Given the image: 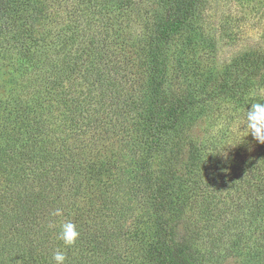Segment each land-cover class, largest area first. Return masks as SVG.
Returning a JSON list of instances; mask_svg holds the SVG:
<instances>
[{
	"label": "trees",
	"instance_id": "obj_1",
	"mask_svg": "<svg viewBox=\"0 0 264 264\" xmlns=\"http://www.w3.org/2000/svg\"><path fill=\"white\" fill-rule=\"evenodd\" d=\"M204 3L0 0V264H264V144L204 126L264 100V51L209 63Z\"/></svg>",
	"mask_w": 264,
	"mask_h": 264
},
{
	"label": "rangeland",
	"instance_id": "obj_2",
	"mask_svg": "<svg viewBox=\"0 0 264 264\" xmlns=\"http://www.w3.org/2000/svg\"><path fill=\"white\" fill-rule=\"evenodd\" d=\"M201 13L204 36L215 43L213 56L206 59L209 63L221 66L231 62L240 53L264 51V0H205ZM260 93L264 96V90ZM219 115L211 126L205 123L204 126L208 129L205 136L209 139L215 138L219 148L227 153V148L231 146L228 142L233 141V135L236 136L233 124L242 113L227 105ZM224 129L227 130L226 136H221L219 131ZM245 139L248 141V151L252 154L258 143L250 135ZM190 211L184 217L185 228L197 235L201 233L204 222L198 218V213ZM210 235L215 234L212 232ZM201 248L204 253L203 264H238L229 253L227 241L217 243L216 239L206 238Z\"/></svg>",
	"mask_w": 264,
	"mask_h": 264
},
{
	"label": "clouds",
	"instance_id": "obj_3",
	"mask_svg": "<svg viewBox=\"0 0 264 264\" xmlns=\"http://www.w3.org/2000/svg\"><path fill=\"white\" fill-rule=\"evenodd\" d=\"M251 107H246L242 115L234 122L233 132L236 134L235 141H229L228 145L236 146L245 143V137L251 136L252 140L259 144H264V100H253ZM251 147V145H250ZM224 162H227V153L221 152ZM59 214V212H57ZM80 236L77 225L71 221H65L60 225L59 239L63 244L72 246ZM55 264H65L67 252L64 249H56L52 255Z\"/></svg>",
	"mask_w": 264,
	"mask_h": 264
}]
</instances>
